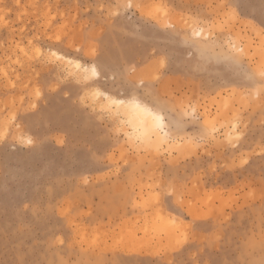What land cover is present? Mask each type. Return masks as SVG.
Wrapping results in <instances>:
<instances>
[{"label":"rangeland","instance_id":"374dc122","mask_svg":"<svg viewBox=\"0 0 264 264\" xmlns=\"http://www.w3.org/2000/svg\"><path fill=\"white\" fill-rule=\"evenodd\" d=\"M0 264H264V0H0Z\"/></svg>","mask_w":264,"mask_h":264},{"label":"bare ground","instance_id":"6f19581e","mask_svg":"<svg viewBox=\"0 0 264 264\" xmlns=\"http://www.w3.org/2000/svg\"><path fill=\"white\" fill-rule=\"evenodd\" d=\"M67 59L71 58L68 57ZM74 62L78 69L86 71L87 66L82 65L81 61L75 60ZM92 67L91 74L93 77L97 78L99 76L97 68H95V66ZM104 94L110 103L116 105L117 108H124L128 112L130 125L135 132L134 134H136L139 139L147 142L150 140H156L158 142L167 140L168 132L164 126L165 122L161 114L155 112L148 105L137 99L117 98L110 96L106 92Z\"/></svg>","mask_w":264,"mask_h":264},{"label":"snow or ice","instance_id":"6c2138e0","mask_svg":"<svg viewBox=\"0 0 264 264\" xmlns=\"http://www.w3.org/2000/svg\"><path fill=\"white\" fill-rule=\"evenodd\" d=\"M30 142V141H29Z\"/></svg>","mask_w":264,"mask_h":264}]
</instances>
